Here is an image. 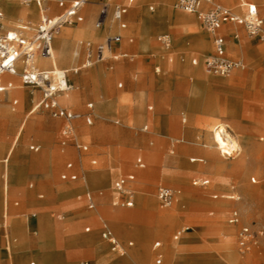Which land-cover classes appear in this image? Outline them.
<instances>
[{"label":"rangeland","instance_id":"rangeland-1","mask_svg":"<svg viewBox=\"0 0 264 264\" xmlns=\"http://www.w3.org/2000/svg\"><path fill=\"white\" fill-rule=\"evenodd\" d=\"M35 1L22 3L32 6ZM72 1L63 0L60 6L58 0H41L44 16L56 17ZM216 1L240 12L241 1L255 0ZM122 2L88 0L78 8L81 21L62 24L58 29L80 28L87 20L84 8L89 7L93 10L90 25L94 30L112 23L114 28L104 38L121 36L120 41L112 43V52L104 50L101 60L96 47L104 44V38L71 41L69 60L59 66L69 71L66 74L70 85L56 94L59 106L82 114L92 111L91 123L85 117L69 120L42 106L32 112L41 98V87L24 85L20 72L5 73L3 85L10 76L15 79L12 87L0 91V264H19L15 257H8L6 245L12 252L27 250L25 264L29 260L39 263L30 254L37 247L41 218L49 228L48 252L61 259L58 264H152L156 240L163 242V264H264V234L250 252L242 253L233 235L235 228L227 221L234 206L242 223L264 227V97L250 93L261 90L264 96V50L259 48L264 40H248L239 27L242 39H231L228 54L243 60L245 68L229 76L213 75L202 65L212 52L211 43L203 52L197 47L200 37L210 41L211 37L196 14L180 10L174 3L167 7L159 0H134L124 16L126 27L122 29L112 17L113 9ZM103 3L109 5L107 14L101 13ZM171 11L192 17L197 26L181 25ZM260 12L264 17V6ZM5 16L3 12V23ZM40 21L36 17L24 22L32 25L34 32ZM141 25L149 31L146 48L139 46ZM9 26L4 23L6 30L16 28ZM162 34L171 38L169 53L158 41ZM234 42L240 45L237 54L231 50ZM76 48L79 55L74 57ZM179 54L184 61L178 59ZM193 59L197 64H192ZM87 60L91 64L83 66ZM168 64L180 73H174L166 67ZM77 67L80 68L73 71ZM186 73L221 79L223 83L205 89ZM235 74L241 75L239 83L231 82ZM194 85L203 93L204 111L196 110L189 116L184 95H189ZM18 91L23 95H18ZM199 96L200 93L193 95ZM229 96H235L237 102ZM227 97L231 104L228 114L212 101L227 105ZM99 103L107 105L104 113H99ZM219 114L230 115L233 123ZM23 122L22 133L17 137ZM219 123L239 145L236 151L228 152V146L217 140L213 126ZM79 128L87 134L78 133ZM64 129L70 132L66 134ZM75 141L87 148L78 149ZM68 162L72 163L76 179L61 178ZM166 172L174 176L165 177ZM118 178L125 179L124 192L120 194L114 188ZM197 179L209 182L193 184ZM160 186L177 192L170 206L158 201ZM88 193L92 208L87 206ZM129 193L134 201L132 207L122 203ZM88 212V216L95 217L93 222L78 218ZM5 214L25 222L21 231L15 227L10 231ZM103 223L125 246L123 255L112 251L102 238ZM181 225H189L190 230L174 239L173 233ZM23 237L30 244L22 242ZM47 264L54 262L48 260Z\"/></svg>","mask_w":264,"mask_h":264},{"label":"built area","instance_id":"built-area-1","mask_svg":"<svg viewBox=\"0 0 264 264\" xmlns=\"http://www.w3.org/2000/svg\"><path fill=\"white\" fill-rule=\"evenodd\" d=\"M86 1L74 0L56 17H43L35 32L30 35L26 34L25 28L23 27H16L10 30L4 29L3 15L0 11V76L4 72L14 74L20 68V76L24 85L41 87L42 95L36 107L42 106L49 109L55 115L63 116L69 120L85 117L86 122L91 123V112L87 114L71 112L59 106L56 94L70 88L67 81H55L53 70L39 69L33 63L35 56L49 54L53 36L62 24L71 25L82 20V16L78 14V8ZM126 1L132 2L133 0ZM58 3L59 5H63V0H59ZM176 3L181 10L196 14L200 25L211 35L213 51L203 60V67L213 75L229 76L235 70L245 67L243 61L231 58L226 53V38L224 34L220 33V29L224 24L240 25L244 28L249 38L264 40V19L260 16L258 7L253 2H241L242 12H237L231 7L215 2L214 0H176ZM108 10L109 5L103 3L101 13L107 14ZM126 10L127 6L124 4H118L113 9V17L120 22L121 27H125L122 17ZM234 36L236 38L238 37L237 34H234ZM119 40L120 36L116 35L108 38L104 44H98L96 47L97 58L102 57L103 50L108 48L111 42H117ZM158 41L165 49L170 48L171 38L169 34L158 36ZM192 63L197 64V60L193 59ZM4 87L5 85L0 80V91ZM88 107L91 109L92 103H89ZM68 132L70 131L66 129L65 133L67 134ZM74 144L78 149L85 150L87 148V145L77 141ZM137 161L141 165L140 159ZM67 166L70 167L71 163H68ZM61 176L62 178H76V174L67 176L66 173H63ZM129 178L131 179L132 175ZM208 181V179H197L193 180V184L206 185ZM124 186V178H119L114 182V188L118 193L124 192ZM176 193L171 187L160 186L157 191V199L163 206H170L175 200ZM232 198L237 199L238 197L232 196ZM87 199L89 208L93 207L90 195L87 196ZM122 203L128 207L133 206L134 201L132 200V195L129 193L128 196L122 199ZM227 221L229 224L238 226L236 231V245L242 253L250 251L257 243L258 237L264 234L263 226L256 227L253 222L249 224L242 223L239 210L236 207H233L229 211ZM187 230H189L188 225L182 226L175 232L174 238H178ZM102 237L111 244L113 250L124 253V248L106 224H103ZM154 247H160V241H156ZM160 263L161 254H158L155 258V264Z\"/></svg>","mask_w":264,"mask_h":264},{"label":"crops","instance_id":"crops-1","mask_svg":"<svg viewBox=\"0 0 264 264\" xmlns=\"http://www.w3.org/2000/svg\"><path fill=\"white\" fill-rule=\"evenodd\" d=\"M59 1V0H58ZM74 1V0H73ZM121 1H123L121 4H124V5H126L127 6V10H128V8L130 7V5L132 4V2L134 1H132V2H127L126 0H121ZM215 2H218V3H221V2H219V1H216V0H214ZM86 2H88V0L86 1ZM95 2H96V0H95ZM175 2H176V0H175ZM241 2H244V1H241ZM253 2V1H252ZM64 3V2H63ZM85 3V2H84ZM253 3H255V2H253ZM221 4H223V3H221ZM256 5H257V7H258V11H259V14H260V16L264 19V17L261 15V12H260V7L261 6H264V1L261 3L260 2V0H259V3H255ZM223 5H226V4H223ZM60 6H62V5H60ZM226 6H228V5H226ZM240 7H241V3H240ZM66 8V7H65ZM242 8V7H241ZM150 9H153V6H150ZM64 10V9H63ZM127 10H126V12L124 13V15H123V17H122V20H123V22L125 23V27H126V20L124 19V16L126 15V13H127ZM243 11V8H242V10L240 11V12H242ZM238 12V11H237ZM187 13V12H186ZM189 14H192V13H189ZM3 15V14H2ZM178 23H180L181 25H186L185 27H189V28H191L192 26H197V22H196V20H194L193 18H189V19H185V20H183V19H179V17L178 16H176V15H173L172 16ZM42 19V18H41ZM198 20V19H197ZM106 21V20H105ZM198 22H199V20H198ZM105 23V22H104ZM120 22L118 21V26L120 27V28H125V27H121L120 26V24H119ZM200 24V23H199ZM3 25H4V23H3ZM109 25L111 26L110 28H109V30L110 29H112V28H114V26L112 25V23H109ZM239 27H241L243 30H244V28L242 27V26H240V25H235V24H224L222 27H221V29H220V33H222V34H224L225 35V38H226V53H227V55L229 56V57H231L229 54H228V48H229V43H230V41H231V39H234V40H236V41H240L241 39H242V36H241V33H240V29H239ZM244 32H245V30H244ZM26 34L27 35H30L31 33L30 32H28V31H26ZM234 34H237L238 35V37L236 38L235 36H234ZM122 35L124 36L125 35V32H123L122 33ZM210 35V34H209ZM120 36V35H119ZM139 36H140V41H139V46L141 47V48H146L147 46H149V31H148V28L145 26V25H141L140 26V28H139ZM245 36L248 38V40H250V41H263V40H260V39H257V38H249L248 36H247V34H246V32H245ZM210 37H211V35H210ZM55 38V37H54ZM108 38V36H106V38H105V41H106V39ZM120 39H121V36H120ZM125 39V37H123V41H125L124 40ZM54 40V39H53ZM120 41V40H119ZM118 42V41H117ZM112 43H115V42H111V44H110V46L112 45ZM210 43H211V48H212V51H213V44H212V37H211V41L210 40H208V38H206L205 36H202V37H200L198 40H197V47L199 48V50L200 51H205V50H207L209 47H210ZM109 46V47H110ZM111 48V47H110ZM247 49L249 48V45L246 47ZM259 48L260 49H263L264 50V44H262L261 46H259ZM105 49H107V48H105ZM104 49V50H105ZM109 49V48H108ZM106 50L107 52L110 50ZM171 48H169V49H166L167 51L166 52H168L169 53V50H170ZM238 49H240V45H238V44H236V42H234L233 44H232V48H231V50H232V52L234 53V54H237L238 53ZM103 50V51H104ZM112 52V51H111ZM74 57H76V56H74ZM231 58H234V57H231ZM178 59L180 60V61H184V56L182 55V54H179L178 55ZM234 59H238V58H234ZM71 60H72V58H71ZM169 60H172V57H169ZM238 60H241V59H238ZM241 61H243V60H241ZM244 62V61H243ZM36 64V63H35ZM193 64V63H192ZM244 64H245V62H244ZM193 65H195V64H193ZM202 65H203V62H202ZM37 67H39V68H41V69H50V68H53L54 66H48L47 68H45V67H42V66H39L38 64L36 65ZM245 66H246V64H245ZM166 67H168V68H170L174 73H180V71L178 70V68H174V65H170V64H168ZM59 68H61V67H59ZM80 67H77V69L75 68V70H73V71H77L78 69H79ZM245 68V67H244ZM244 68H242V69H244ZM62 69H65V68H62ZM242 69H237V70H242ZM157 70H159V69H157ZM19 71V70H18ZM236 71V70H235ZM7 74H9V73H7ZM186 74H189L190 76H192V78L199 84V85H201L203 88H207L208 86L210 87V90L213 88V86L214 85H218V84H222L223 83V81L221 80V79H216V78H212V77H210L208 80H203V78H202V76H197V75H194V74H190V73H186ZM233 74V73H232ZM4 75H5V73H3L2 74V76H1V81L3 82V81H5L4 80ZM9 75H15V74H9ZM231 75V74H230ZM241 75L240 74H235V76L233 77V79L231 80V82H234V83H239L240 81H241ZM13 77H9V80L8 81H6V85L8 84V83H11V86L10 87H12L13 86ZM199 80V81H198ZM255 83V81L253 82V84ZM195 87V85L191 88V90H190V92H189V95H187V94H185L184 95V99H186V102H188V104H189V110H188V115L189 116H191V114H193V112L194 111H196V110H199V111H204V109H203V106H204V99H203V93L200 91V96L198 97V98H195V97H193V94H192V90H193V88ZM7 88V87H6ZM5 88V89H6ZM197 88V87H196ZM225 90V92H227L228 90H226V89H224ZM254 93L255 95H257V96H261V97H264L263 95H262V93H261V90L259 91H257V90H251L250 91V93ZM76 96L74 95V102L77 100L76 98H75ZM229 97H231V98H233L236 102H237V100L238 99H235V96H229ZM229 97H227L226 98V104L227 105H224V103H222V102H220V101H216V99L215 100H213L212 98V101H213V103L217 106V108H219L220 109V111H222L223 113H226V114H228V109L227 108H230V106H231V104H230V102H229ZM27 98V97H26ZM228 99V100H227ZM15 102V101H14ZM236 102H234V105L236 104ZM103 104H105V103H99V108L101 109V112H99V113H104V111H105V108L107 107V105L105 106V105H103ZM232 104H233V102H232ZM103 106H105V107H103ZM257 107H259V106H257ZM92 109V108H91ZM35 109H33L32 110V112L34 111ZM90 110V109H89ZM91 113H92V111H90ZM220 116H222V118L223 119H225L227 122H232V120H231V118H230V115L229 116H225V115H222V114H219ZM223 122V121H222ZM233 123V122H232ZM77 131H78V133H80V134H87V132L84 130V129H77ZM75 145V144H74ZM7 156H8V154H7ZM147 157H151L150 155H148ZM8 158V157H7ZM7 158L6 159H4L5 161L7 160ZM195 160H200V161H202V158H194ZM194 161V160H193ZM68 163H71V162H68ZM67 163V164H68ZM67 164H66V170L63 172V173H66L67 174V176H69L70 174H76L75 172H73V171H71V169H72V163H71V166L70 167H68L67 166ZM62 173V174H63ZM61 174V175H62ZM76 176H77V174H76ZM61 178H62V176H61ZM67 178H69V177H67ZM67 178H62V179H67ZM132 178H133V176H132ZM131 178V179H132ZM70 179V178H69ZM76 179V178H75ZM119 179V178H118ZM130 179V178H129ZM116 181V180H115ZM209 182V181H208ZM118 194H120V193H118ZM88 195H89V193H88ZM91 197V196H90ZM119 197L120 196H118V199H119ZM124 198V197H123ZM231 199H233L232 197H231ZM88 200V199H87ZM93 203V202H92ZM16 204H17V202H16ZM87 206H88V203H87ZM133 206H134V204H133ZM132 207V206H131ZM234 207V206H233ZM88 208H89V206H88ZM92 208V207H91ZM232 209V207L230 208V210ZM229 210V211H230ZM90 212H88V213H84V214H81V215H78V218H80V219H85L86 221H88V222H93L94 220H95V217H92V216H88V214H89ZM228 214H229V212H228ZM6 215L7 214H5L4 215V217H5V219H6V221H5V223L6 224H8V226L10 227V231L12 230L11 228H13V227H15L16 229H18L19 231H21V229L23 228V223H25L24 221H22V220H19L18 218H15V217H8V215H7V217H6ZM69 221H70V224H72L71 223V221H72V219H69ZM103 224H106L107 226H108V228L111 230V228L109 227V225L107 224V223H103ZM231 226H233L235 229H234V232H233V235H234V237H235V241H236V231H237V229H238V226H236V225H232V224H230ZM182 226H184V225H181V227ZM189 226V225H188ZM38 227H39V231H38V239L35 241L36 242V245H37V247H36V249L34 250V251H32L31 252V256H33L34 258H36L37 260H38V264H47V261L48 260H51L52 262H54V264H58V263H60V258L57 256V255H53V254H50L49 252H48V245L50 244V241H49V237H48V225H47V227H45L44 225H43V218H41V219H39V221H38ZM181 227H179L178 229H180ZM86 228H89V227H86ZM177 229V230H178ZM87 230V229H86ZM102 230H103V226H102V229H101V235H102ZM176 230V231H177ZM189 230H190V228H189ZM88 231V230H87ZM175 231V232H176ZM188 231V230H187ZM111 232H112V234L116 237V235L113 233V231L111 230ZM175 232L173 233V238H174V234H175ZM186 232V231H185ZM103 238V237H102ZM117 238V237H116ZM104 239V238H103ZM174 239H177V238H174ZM24 240V237H23V239H22V242H25V243H28L29 242V244H30V240H26L25 239V241H23ZM105 241H107L106 239H104ZM117 240H118V238H117ZM156 241H160V247H158V248H155L154 247V243L156 242ZM154 243H153V251L155 252L154 253V256H153V259H152V264H155V258H156V256L158 255V254H161V263L160 264H163V262H164V248H163V242L161 241V240H156ZM108 242V241H107ZM118 242L121 244V246L124 248V252H125V246L124 245H122V243L118 240ZM108 244H109V246H110V248H111V250L112 251H114V252H116L117 254H119V255H123L124 253H119V252H117V251H115V250H113L112 249V246H111V244L108 242ZM128 245H132V242H128ZM165 247V246H164ZM5 250L7 251V253H8V257L9 258H13V257H15L16 259H17V261L19 262V264H25L26 263V251L27 250H16V251H11L10 250V247L9 246H7L6 245V248H5ZM251 251V250H250ZM250 251H248V252H250ZM131 252V251H130ZM128 253H129V249H128V251H127V255H128ZM11 255H13L12 257H11ZM40 257H42L43 259H40ZM29 264H36L34 261H32V260H29Z\"/></svg>","mask_w":264,"mask_h":264},{"label":"bare ground","instance_id":"bare-ground-1","mask_svg":"<svg viewBox=\"0 0 264 264\" xmlns=\"http://www.w3.org/2000/svg\"><path fill=\"white\" fill-rule=\"evenodd\" d=\"M159 1H162L164 4L167 5V7H170L171 4L174 3V6L179 8L177 6V3L175 2V0H159ZM254 2L258 3V0H255ZM0 11L2 12V14H3V12L6 14V16H5L6 18H5V22H4L5 24H9L10 25L9 27H11V26L23 27V28H25V31H28V32H30V31L32 32V30H34V27H32V25H29V24L25 23L24 21H26V20L30 21V20H32V19H34L36 17H38V18L45 17L44 16V11L45 10L41 6V0H36L32 6H31V4L29 2H26L25 5H24L22 3V0H17L14 3L8 2L7 0H0ZM84 13L86 14V17H87L86 23H84L80 28H77V29H73L72 30V29L62 28L60 31H57L56 35L53 36V39H54L55 36H56V38H55L54 42H53V39H52L51 49L49 51V54L48 55H44V56L37 55L33 59V63H34L35 66L37 64L39 66H42V67H45V68H47L48 66H54L53 68L45 69V70H53V72L55 74V81H60V82H63L64 80L67 81V74L66 73L69 72V71L67 69L59 68V66L61 64H64V63L68 62V60H69V45H70L71 41L80 40V39H83V38H89L90 39L92 37H96V38L102 39V38H104V35L109 31V28L111 27L108 24V25H105L104 28L101 29V30H98V31L94 30L92 28V26L90 25V22H91L92 17H93L92 8L85 7L84 8ZM171 15L172 16L176 15V16L179 17V19H183V20L192 18V17H190V16H188L186 14H181V13L176 12V11H171ZM14 17L17 18V20L16 19H12ZM112 17H113V14H112ZM113 19L118 21L114 17H113ZM35 30H36V28H35ZM105 38H106V36H105ZM108 38H110V37L108 36ZM110 47H108L110 50L107 48L109 50L108 52H111L112 49H113L112 45ZM78 55H79V51H78V48H76L73 51V56H78ZM101 59H102V57L99 58L98 60H101ZM87 64H91V61L87 60V63L84 64L83 66H85ZM37 68H39V67H37ZM39 69H41V68H39ZM19 72L20 71H16V73H14V74H18ZM199 72H200V70H199ZM4 73H7V72H4ZM1 76H0V80H1ZM198 76H200V75H198ZM202 78H203L204 81L208 80L207 78H204V77H202ZM13 79H15V78H13ZM10 86H11V83H8L7 85H5L4 89L6 87H10ZM208 88H209V86L206 89H208ZM10 92H13V91L10 90ZM16 93H18V95H20V96L23 95L22 91H18ZM199 93H200V91L196 87H194L193 90H192V94L193 95H198ZM23 98H25V97H23ZM22 102H23V99H22ZM34 109H36V106H35ZM24 125H25V122H23V124L21 125V128H20V130H19V132L17 134V137H19L21 135L22 130L24 128ZM67 127L70 128L71 131H73V133H74L73 126L68 124ZM213 130L215 131V133H217L216 137H217V140L219 141V143H221V145L228 146V148H229L228 152L236 151V149L239 148V145L237 144V142H235L233 137H231L225 131V128L223 127L222 124H220V123L218 125L215 124L213 126ZM64 133H65V129H64ZM10 153H9V155H10ZM191 160H195V159L192 158ZM169 172H171V171H169ZM163 175L165 177H168V178L174 176L173 173H168V172L164 173ZM4 190H5L4 191L5 194H7V192H8L7 183H6L5 187H4ZM229 254L230 253H228V256H229Z\"/></svg>","mask_w":264,"mask_h":264}]
</instances>
